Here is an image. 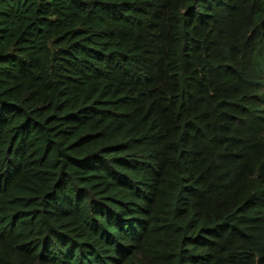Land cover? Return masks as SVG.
I'll return each mask as SVG.
<instances>
[{"label":"trees","instance_id":"1","mask_svg":"<svg viewBox=\"0 0 264 264\" xmlns=\"http://www.w3.org/2000/svg\"><path fill=\"white\" fill-rule=\"evenodd\" d=\"M0 264H264V0H0Z\"/></svg>","mask_w":264,"mask_h":264}]
</instances>
